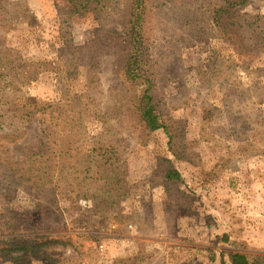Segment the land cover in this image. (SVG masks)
I'll return each mask as SVG.
<instances>
[{
  "label": "rangeland",
  "instance_id": "rangeland-1",
  "mask_svg": "<svg viewBox=\"0 0 264 264\" xmlns=\"http://www.w3.org/2000/svg\"><path fill=\"white\" fill-rule=\"evenodd\" d=\"M21 1L30 11L18 15V9L14 27L0 29V46L11 60V71L0 75V94L30 105L89 91L99 110L114 112L111 122L119 137L114 166L117 178L126 173L128 184L124 195L123 190L114 194V206L105 197L71 203L59 194L51 209L56 220H50V227L58 228L37 237L50 241L45 247L50 256L5 260L0 252V264H221L222 252L225 264H230L231 250L261 255L264 264V97L258 101L264 88L256 89L264 83V52L240 55L221 37L193 36L188 22L193 2L203 11L210 1L216 5L221 0H147L149 65L161 87V112L183 120V159L171 156L162 129L142 140L135 113L137 89L124 77L126 49L120 36L129 25L126 2L104 5L108 0H100L78 15L68 0ZM237 10L264 14V0H249ZM102 26L110 29L104 38L100 80L88 87L79 64L67 66L59 56L71 44L85 45L102 34ZM113 27L116 32H111ZM196 33L204 35L206 30ZM30 63L39 64L36 79L21 86L11 74H17L15 65L29 68ZM2 103L0 109L8 115ZM231 111L245 116V127L228 123ZM87 124L92 130L99 120L91 117ZM6 127L14 125L3 123L0 132ZM27 127L26 136L5 143L10 156L22 157L44 136L47 123L37 114ZM61 156L55 180L64 187L72 160ZM159 156L172 158L181 183L166 186L157 167ZM35 204L36 199L23 192L8 203L0 191V213L32 210ZM223 234L229 242L223 241ZM2 245L0 241V249ZM138 255L143 259L135 260Z\"/></svg>",
  "mask_w": 264,
  "mask_h": 264
},
{
  "label": "trees",
  "instance_id": "trees-1",
  "mask_svg": "<svg viewBox=\"0 0 264 264\" xmlns=\"http://www.w3.org/2000/svg\"><path fill=\"white\" fill-rule=\"evenodd\" d=\"M110 1L108 0L104 5L110 4ZM248 1L221 0L216 5L210 1L203 11L201 5L195 6L193 2V11L188 18L195 31L193 36L198 38L218 36L232 43L240 55L259 56L264 52V14L239 12L237 8L244 6ZM68 2L74 13L82 15L101 1L68 0ZM122 2L127 3L129 15V25L120 36L123 39L121 47L126 49L124 77L137 89L135 113L140 130L144 134L142 140L151 132L162 129L168 137L167 145L171 156L183 159L186 156L182 142L185 131L183 120L163 115L161 112L163 104L161 87L155 81L153 69L149 65L146 31L149 17L147 0H120V4ZM18 9H20L18 15H21L22 10L30 11L28 4H23L21 0H0L1 30L14 27V18ZM109 29L102 26V34H97L85 45L71 44L59 56L62 64L67 66L70 62L75 66L79 64L83 72L85 71L83 76L88 87L94 86L100 80V62L106 44L104 38ZM204 30H206L204 35L196 33L199 31L203 34ZM111 32H116V29L111 28ZM29 65L31 68L17 64L15 65L17 74H11L21 86L36 79L39 64ZM47 65L49 68H54L50 66L51 63ZM10 66L9 54L0 46V75L5 69L11 71ZM263 88L264 83L256 86V89ZM81 95H85L86 98ZM81 95L65 98L63 94L55 103L26 105L14 102L15 99L5 98L4 93L0 94V101L5 104L3 111L8 114L4 115L0 109V125L3 123L6 126L14 125L13 128L6 127V130L0 132L1 194L8 203H11L19 192L36 199L32 210L11 208L6 213H0V241L3 243L0 252L5 260H15L23 256L29 260L50 256L48 249H45L50 241L38 240L37 237L40 236L39 232L58 228L50 227V220H56L55 210L51 209H55L59 194L67 196L71 203L81 199L98 200L105 197L106 201L114 206L117 203L114 194L124 191L128 184L126 173L120 174V179L117 178V166H114L115 159L118 158L116 142H119L117 127L111 122V118L115 117L114 112L109 108L99 110L94 105L95 98L89 91ZM263 97L264 92H261L258 101H262ZM37 114H40V119L47 123L45 130H42L44 136L40 137L37 143L34 141L22 157L10 156L4 148L5 143L26 136L27 126ZM91 117L99 120V124L92 130L87 124ZM201 118L202 121L207 120L204 110ZM246 120L242 114L232 111L228 113V123L234 124L233 128L245 127ZM18 126L21 130H18ZM59 139L62 140L61 145L63 144L65 148L60 146ZM61 155H67L66 157L72 160L64 187L58 185L55 180V172L63 159ZM157 167L168 188L183 181L171 157H157ZM125 193L126 191L121 195ZM222 239L224 242H229L226 234L222 235ZM232 243L239 246L236 241ZM227 254L230 264H263L261 255L249 257L240 250H231ZM142 259L143 257L139 255L135 257V260ZM221 264H225L223 252Z\"/></svg>",
  "mask_w": 264,
  "mask_h": 264
}]
</instances>
